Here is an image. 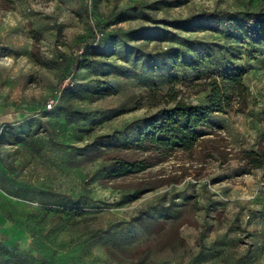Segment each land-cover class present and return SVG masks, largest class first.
I'll return each instance as SVG.
<instances>
[{"label": "rangeland", "instance_id": "rangeland-1", "mask_svg": "<svg viewBox=\"0 0 264 264\" xmlns=\"http://www.w3.org/2000/svg\"><path fill=\"white\" fill-rule=\"evenodd\" d=\"M214 9L227 24L169 23ZM246 12L263 19L254 37L236 27ZM228 67L247 93L192 149L159 161L130 147L158 108L204 103L202 82ZM0 109V186L27 232L0 264H264V0H0Z\"/></svg>", "mask_w": 264, "mask_h": 264}, {"label": "trees", "instance_id": "trees-1", "mask_svg": "<svg viewBox=\"0 0 264 264\" xmlns=\"http://www.w3.org/2000/svg\"><path fill=\"white\" fill-rule=\"evenodd\" d=\"M228 17L229 14L224 10H203L184 19L173 20L169 23L175 28H182L189 21L207 19L215 21L221 26V24H227ZM262 23L263 19L260 16L246 12L236 22V27H242L246 30L248 36L254 37ZM91 55L88 49L84 48L72 68L87 67ZM244 75V69L228 67L219 72L217 76H211V78L202 82L204 89H207L204 103L192 104L176 100L170 106L158 108L152 119L139 132L138 137L128 141L130 147L145 153L153 152L159 161L167 157L173 150L187 151L192 149L204 135L199 130L200 126L208 122L215 113L229 108L234 100L237 103L242 102L247 93V87L243 80ZM96 83V94L99 97L114 93L112 86L104 84L100 80H96ZM172 99H175V97ZM7 126L9 124L4 125L0 131V142L5 144L9 143L6 141L9 136L6 132ZM258 162L264 166L261 158ZM152 164L153 162L149 160L148 156L135 159L122 157L118 158L113 164L110 174L114 176L127 175L144 170Z\"/></svg>", "mask_w": 264, "mask_h": 264}, {"label": "crops", "instance_id": "crops-1", "mask_svg": "<svg viewBox=\"0 0 264 264\" xmlns=\"http://www.w3.org/2000/svg\"><path fill=\"white\" fill-rule=\"evenodd\" d=\"M12 119L0 109V131L6 124H11ZM10 198L0 186V248H21L27 240V232L22 227H15L10 216Z\"/></svg>", "mask_w": 264, "mask_h": 264}, {"label": "built area", "instance_id": "built-area-1", "mask_svg": "<svg viewBox=\"0 0 264 264\" xmlns=\"http://www.w3.org/2000/svg\"><path fill=\"white\" fill-rule=\"evenodd\" d=\"M45 106H46L47 109H50L51 106H52V101L49 100V101L45 104Z\"/></svg>", "mask_w": 264, "mask_h": 264}]
</instances>
